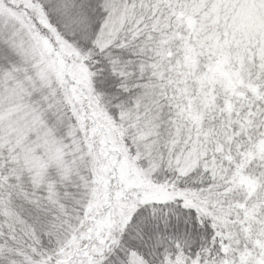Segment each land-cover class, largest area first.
I'll use <instances>...</instances> for the list:
<instances>
[{"label":"snow or ice","instance_id":"obj_1","mask_svg":"<svg viewBox=\"0 0 264 264\" xmlns=\"http://www.w3.org/2000/svg\"><path fill=\"white\" fill-rule=\"evenodd\" d=\"M0 264H264V0H0Z\"/></svg>","mask_w":264,"mask_h":264}]
</instances>
